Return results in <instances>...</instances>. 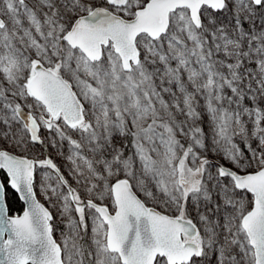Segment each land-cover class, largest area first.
Listing matches in <instances>:
<instances>
[{
    "label": "snow or ice",
    "instance_id": "6c2138e0",
    "mask_svg": "<svg viewBox=\"0 0 264 264\" xmlns=\"http://www.w3.org/2000/svg\"><path fill=\"white\" fill-rule=\"evenodd\" d=\"M0 264H264V0H0Z\"/></svg>",
    "mask_w": 264,
    "mask_h": 264
},
{
    "label": "trees",
    "instance_id": "16d2710c",
    "mask_svg": "<svg viewBox=\"0 0 264 264\" xmlns=\"http://www.w3.org/2000/svg\"><path fill=\"white\" fill-rule=\"evenodd\" d=\"M41 202H43L41 200ZM23 211V205L21 204L20 201H17L13 204V212L15 213H21Z\"/></svg>",
    "mask_w": 264,
    "mask_h": 264
},
{
    "label": "rangeland",
    "instance_id": "374dc122",
    "mask_svg": "<svg viewBox=\"0 0 264 264\" xmlns=\"http://www.w3.org/2000/svg\"><path fill=\"white\" fill-rule=\"evenodd\" d=\"M59 162V161H58ZM37 191H38V198L40 199V200H42L43 202H45L44 201V199H43V196L42 195H39V189H37ZM42 202V203H43ZM56 238L59 240L60 239V237H59V232H57V236H56Z\"/></svg>",
    "mask_w": 264,
    "mask_h": 264
},
{
    "label": "water",
    "instance_id": "95a60500",
    "mask_svg": "<svg viewBox=\"0 0 264 264\" xmlns=\"http://www.w3.org/2000/svg\"><path fill=\"white\" fill-rule=\"evenodd\" d=\"M21 204L23 205V203L21 202ZM23 207H24V205H23ZM22 213V212H21Z\"/></svg>",
    "mask_w": 264,
    "mask_h": 264
}]
</instances>
